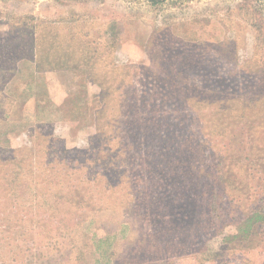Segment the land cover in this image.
Wrapping results in <instances>:
<instances>
[{"label": "rangeland", "instance_id": "1", "mask_svg": "<svg viewBox=\"0 0 264 264\" xmlns=\"http://www.w3.org/2000/svg\"><path fill=\"white\" fill-rule=\"evenodd\" d=\"M0 264H264L262 0H0Z\"/></svg>", "mask_w": 264, "mask_h": 264}, {"label": "trees", "instance_id": "2", "mask_svg": "<svg viewBox=\"0 0 264 264\" xmlns=\"http://www.w3.org/2000/svg\"><path fill=\"white\" fill-rule=\"evenodd\" d=\"M147 1L151 2L153 5H157L167 0H147ZM262 2L264 3V0H262Z\"/></svg>", "mask_w": 264, "mask_h": 264}]
</instances>
